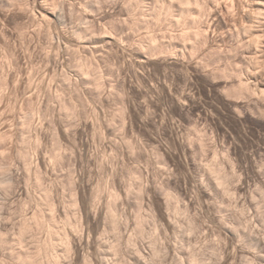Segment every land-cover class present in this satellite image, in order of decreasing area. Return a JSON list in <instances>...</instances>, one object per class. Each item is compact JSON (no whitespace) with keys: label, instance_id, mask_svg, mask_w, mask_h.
Instances as JSON below:
<instances>
[{"label":"clouds","instance_id":"clouds-1","mask_svg":"<svg viewBox=\"0 0 264 264\" xmlns=\"http://www.w3.org/2000/svg\"><path fill=\"white\" fill-rule=\"evenodd\" d=\"M0 264H264V0H0Z\"/></svg>","mask_w":264,"mask_h":264}]
</instances>
